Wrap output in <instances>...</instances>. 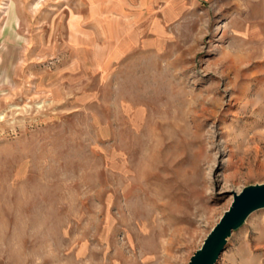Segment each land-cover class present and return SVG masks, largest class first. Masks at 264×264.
Listing matches in <instances>:
<instances>
[{
	"label": "rangeland",
	"instance_id": "obj_1",
	"mask_svg": "<svg viewBox=\"0 0 264 264\" xmlns=\"http://www.w3.org/2000/svg\"><path fill=\"white\" fill-rule=\"evenodd\" d=\"M257 183L264 0H0V264H188Z\"/></svg>",
	"mask_w": 264,
	"mask_h": 264
},
{
	"label": "water",
	"instance_id": "obj_2",
	"mask_svg": "<svg viewBox=\"0 0 264 264\" xmlns=\"http://www.w3.org/2000/svg\"><path fill=\"white\" fill-rule=\"evenodd\" d=\"M263 208L264 183L250 184L233 192L228 209L207 234L201 247L192 254L188 264H215L232 231L238 229L251 213Z\"/></svg>",
	"mask_w": 264,
	"mask_h": 264
}]
</instances>
